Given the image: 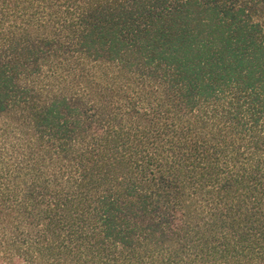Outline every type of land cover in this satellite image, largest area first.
<instances>
[{
  "label": "trees",
  "instance_id": "obj_1",
  "mask_svg": "<svg viewBox=\"0 0 264 264\" xmlns=\"http://www.w3.org/2000/svg\"><path fill=\"white\" fill-rule=\"evenodd\" d=\"M0 264H264V0H0Z\"/></svg>",
  "mask_w": 264,
  "mask_h": 264
}]
</instances>
